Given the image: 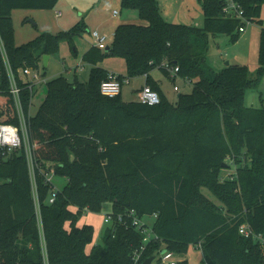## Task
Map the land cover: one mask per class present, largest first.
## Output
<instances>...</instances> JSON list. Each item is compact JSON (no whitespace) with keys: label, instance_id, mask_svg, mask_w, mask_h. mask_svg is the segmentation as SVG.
<instances>
[{"label":"trees","instance_id":"16d2710c","mask_svg":"<svg viewBox=\"0 0 264 264\" xmlns=\"http://www.w3.org/2000/svg\"><path fill=\"white\" fill-rule=\"evenodd\" d=\"M58 1L0 0V40L20 87L18 103L0 44V123L19 127L21 105L39 196L37 207L25 147L10 153L0 149V264H143L157 255L161 261L164 249L181 258L177 264H188L191 244L202 248L207 264H264V106L245 102L247 90L264 75V27L255 74L239 64L217 71L207 61L211 35L226 33L236 40L244 18L264 24V0H236L244 18L224 11L227 0H201L203 26L168 21L158 0H121L145 23H120L111 45L88 49L87 81L64 75L49 80L32 115L34 83L24 69L36 70L44 54L86 25L45 31L17 44L12 12L52 9ZM104 54L124 58L129 78L147 75L160 103L124 101L122 92L103 94L108 70L98 62ZM164 63L179 67L174 76L194 83L176 102L151 76L157 67L170 74ZM51 170L67 178L53 202ZM202 186L220 205L204 195ZM106 202L112 204V221L102 242L88 252L95 226L78 223L88 211L101 212ZM148 215H156L152 227L134 225L135 217ZM244 223L260 236L242 234Z\"/></svg>","mask_w":264,"mask_h":264},{"label":"rangeland","instance_id":"374dc122","mask_svg":"<svg viewBox=\"0 0 264 264\" xmlns=\"http://www.w3.org/2000/svg\"><path fill=\"white\" fill-rule=\"evenodd\" d=\"M181 2L182 0H168L166 9L172 11V13H177L181 9L179 5ZM198 6L204 15L200 0ZM115 9L118 11L132 10L137 13L136 9L123 7L121 0L120 3H118V0H59L52 9L17 8L13 10L12 18L15 27V39L19 44L27 42L45 31L58 33L60 31L70 30L78 22H83L86 25L82 33L76 34L72 40L64 38L60 41L58 50L50 54L47 65L44 63L45 54L42 56L39 67L36 69L39 73V78L33 79L31 75L29 76L34 81V92L30 107L32 115L37 112L39 106L45 99L47 82L49 80L60 75H64L70 81H87L89 79L92 64L84 60V54L92 46H95L91 31L97 29L101 33H107L109 35L107 43L111 45L114 38L113 28L116 23L122 22L121 20L123 18L121 12L116 16L114 15ZM160 9L165 10V5L164 7H160ZM56 10H61L62 15L56 16ZM180 12L178 18L184 21L171 22L191 24L189 23L191 19L185 14L187 11L182 10ZM163 14L166 15L164 12ZM164 17L167 19L166 16ZM262 19L264 20V11ZM132 22L145 23L139 16L138 19ZM262 27H264V24L261 25L257 21L245 20L246 30L245 32H241L236 40L233 39V35L231 34L220 33L211 35L207 55L208 64L215 70L220 71L228 65L227 62L229 61V64L245 65L251 73L255 74L260 67L259 47ZM244 37L245 40L243 41L242 39ZM103 52L107 53L108 50H103ZM98 64L109 68V73H116L123 78H128L127 63L122 57L104 54ZM151 72L153 73V78L160 82L162 90L172 102L177 101L179 93H189L194 87V83L189 78H184L180 75L173 76V73L167 74L159 67L154 68ZM145 81V75L130 77L129 82L124 83L122 88L123 100H135L138 91L144 85ZM175 86H178L179 90H175ZM255 88L257 89L250 88L247 90L245 99L247 95L248 97L245 102L247 104L255 102L252 106L261 108L264 106V101H262L264 99V75ZM234 171L235 167L230 170H224L223 177L229 176ZM47 177L54 183L53 191L61 189L67 182L65 176L56 174L54 170L48 172ZM201 190L205 196L220 205L219 200L209 188L202 186ZM111 211V202H106L101 212L88 211L83 214V222L94 223L96 225L94 242H102L103 234L108 224L104 218ZM143 221L152 227L155 222V217L148 215L144 217ZM159 258L160 255H157L153 264H169L168 262L159 261ZM187 258L188 264H205V257L200 246L191 244L188 247ZM177 259L180 260L181 258L179 259L177 257Z\"/></svg>","mask_w":264,"mask_h":264},{"label":"built area","instance_id":"2783aa9c","mask_svg":"<svg viewBox=\"0 0 264 264\" xmlns=\"http://www.w3.org/2000/svg\"><path fill=\"white\" fill-rule=\"evenodd\" d=\"M224 11L228 12L230 15L234 13L237 17L244 18L243 16L244 11L236 0H227L226 6L224 7ZM117 13H119V11L114 10V14H117ZM58 15H60V12L58 13ZM244 20L249 21L246 18H244ZM240 31L241 32L245 31V26H241ZM91 34L95 41L96 46L103 48V49L108 47L107 40L109 38V35L107 33H101L99 30L95 29L91 31ZM0 44L2 47V53L4 55V58L8 66L10 80L12 82L11 92L16 96V99L18 100V103H19L20 87L18 86L15 75L13 71L11 70V67H10V64L7 58V54H6L5 49L3 48L4 46L1 40H0ZM164 64L166 65V67L170 69L171 73H173V76L179 70V67L177 66L169 67L167 63H164ZM24 72L27 75H31L33 79L39 78V73L37 72V70H34L30 67L25 68ZM126 82H129V77L123 78L121 75L108 72L107 78L101 82V92L111 97L116 96L122 92L123 85ZM32 83H34L33 80H32ZM174 89L179 90V87L175 86ZM136 100L142 103H145V104L155 105V104L160 103L161 97L157 90H155L154 88H152V86L146 83L138 91ZM19 108L21 111V123L19 127L11 123H0V149L3 150L4 153H10L13 150H16L21 147H25L28 160H29L30 170L33 176V196L37 203V207H39L38 190H37L36 183L34 181L33 146L30 142L27 121H26L24 114L22 113V107L20 104H19ZM56 193L57 191L52 192L49 198L50 202L54 201L56 197ZM121 219H122V216H119V220ZM104 220L106 223H109L112 221V216L110 215V213H108L105 216ZM143 222L144 221L138 217H135L133 220V223L136 226H141ZM240 232L246 236H251V235H253L254 237L260 236V235L255 234L254 231L250 228V226L247 223H244L240 226ZM149 238H150V234L147 235L145 240H148ZM139 257H140V253L136 252L135 257H134L135 261H138ZM161 261L168 262L169 264H177L179 260L177 259V256L174 252L166 251L164 253H161Z\"/></svg>","mask_w":264,"mask_h":264},{"label":"crops","instance_id":"0c3cea01","mask_svg":"<svg viewBox=\"0 0 264 264\" xmlns=\"http://www.w3.org/2000/svg\"><path fill=\"white\" fill-rule=\"evenodd\" d=\"M167 1L168 0H158V2H159V4H160V7H164V5H165V10L164 9H161V12H162V14H163V12L164 13H166V15L165 14H163L164 16H166L167 17V19H168V21H184V20H179V14L181 13L180 11H187V13H185L186 14V16H188L189 17V19H191V21L189 22V23H191L192 25H197V26H202V24H203V20H204V15H203V12L199 9V6H198V2H199V0H182V2L181 3H179V5L181 6L180 8V10L177 12V13H172V11H168L167 9H166V6L168 5L167 4ZM178 2V1H177ZM200 2H201V0H200ZM118 3H120V0H118ZM182 7H184V8H187V9H183ZM129 9H131V8H129ZM116 10V9H115ZM60 12V15H58V13ZM122 13V22H118V23H116V25L114 26V28H113V31L115 32V29H116V27H117V25L118 24H120V23H124V22H132V21H135V19H138V11H137V13H135L134 11H132V10H126V11H124V10H120L119 11V13ZM172 13V14H171ZM118 14V13H117ZM117 14H114L115 16L117 15ZM62 15V11L61 10H56V16H61ZM120 21V20H119ZM188 21V20H187ZM246 30V29H245ZM113 32V33H114ZM245 32V31H244ZM243 41L245 40V37L242 39ZM241 40V41H242ZM17 43V42H16ZM17 44H19V43H17ZM101 66H103V65H101ZM103 67H105V66H103ZM107 70H108V72H109V68H107V67H105ZM30 76V75H29ZM151 76L153 77V73L151 72ZM145 80L147 81V75H145ZM32 81V80H31ZM146 81H145V83L144 84H146ZM158 81V80H157ZM34 82V81H33ZM159 82V81H158ZM160 83V82H159ZM161 86V85H160ZM254 89H257V88H254ZM122 94V93H121ZM247 97H248V95L246 96V99H245V101L247 100ZM260 98H261V94H260ZM263 99V98H262ZM262 101H264V99L262 100ZM252 104H247V105H249V106H252L255 102H251ZM110 213V212H109ZM108 214V213H107ZM106 216V215H105ZM86 222H83L82 221V218L80 219V221H79V225H83V224H85ZM91 224H93L94 226H96L94 223H91ZM95 229H96V227H95ZM96 242H94V240H93V242L92 243H90L88 246H87V251L89 252L90 250H91V248H92V246H93V244H95Z\"/></svg>","mask_w":264,"mask_h":264},{"label":"water","instance_id":"95a60500","mask_svg":"<svg viewBox=\"0 0 264 264\" xmlns=\"http://www.w3.org/2000/svg\"><path fill=\"white\" fill-rule=\"evenodd\" d=\"M229 15H230V14H229ZM33 23L36 24L35 21H33ZM49 57H50L49 54H45V55H44V63H45V65L48 64ZM227 64H229V61L227 62ZM164 252H166L165 249L161 251V253H164ZM153 260H154V257H148V258L146 259V261H145L143 264H153Z\"/></svg>","mask_w":264,"mask_h":264}]
</instances>
